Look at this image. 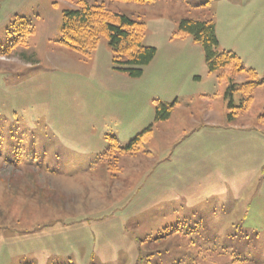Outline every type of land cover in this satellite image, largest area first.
Instances as JSON below:
<instances>
[{"label":"rangeland","instance_id":"1","mask_svg":"<svg viewBox=\"0 0 264 264\" xmlns=\"http://www.w3.org/2000/svg\"><path fill=\"white\" fill-rule=\"evenodd\" d=\"M87 1L145 22L156 55L140 78L112 69L105 38L89 58L57 42L74 3L0 0V51L15 19L33 29L0 52V264H264V161L248 143L264 132V85L227 122L226 85L202 46L173 37L182 19H210L218 49L264 81V0ZM175 100L143 149L97 159L105 135L124 147L157 101ZM208 124L210 137L193 135ZM234 128L247 131L220 135Z\"/></svg>","mask_w":264,"mask_h":264},{"label":"trees","instance_id":"2","mask_svg":"<svg viewBox=\"0 0 264 264\" xmlns=\"http://www.w3.org/2000/svg\"><path fill=\"white\" fill-rule=\"evenodd\" d=\"M74 3V8L62 10L61 24L58 30L57 42L78 53L83 58H89L96 50L102 38L106 39L111 52L112 69L130 78H140L144 68L156 55V49L144 44L146 24L140 19L127 16L109 9L104 2L91 4L87 0H67ZM129 3H151L155 0H109ZM53 4H56L54 2ZM12 39L7 48L1 53H9L32 33V25L24 18L15 19L11 24ZM191 37L194 43L200 44L204 52V62L208 73H215L217 82L225 84L223 94L226 100V120L232 122L235 116L247 110L253 98L254 90L264 85L257 81L253 69H246L240 58L229 50L218 49V41L212 20L203 21L182 19L179 21L173 37ZM245 74L247 79L242 83L233 81V76ZM239 95L238 103L234 95ZM178 105L175 100L171 103L156 102L154 121L142 132L136 135L124 147L112 135H105L106 148L97 156L102 161L111 154L126 155L141 150L149 140L153 125L169 119L172 110ZM264 117V113L262 114ZM107 165V164H106ZM112 165L111 163L108 166Z\"/></svg>","mask_w":264,"mask_h":264},{"label":"crops","instance_id":"3","mask_svg":"<svg viewBox=\"0 0 264 264\" xmlns=\"http://www.w3.org/2000/svg\"><path fill=\"white\" fill-rule=\"evenodd\" d=\"M171 33V32H170ZM188 42L190 43L191 42V44L193 45L194 44V42L190 39V41L188 40ZM170 54H173V55H175V54H177V55H183L184 53L183 52H181L180 50H178V49H176V48H174L173 49V52H170ZM177 57V56H176ZM166 66H168V64L166 65ZM109 70H112V69H109ZM160 71V73L162 74V73H164L165 75H168V74H170L169 73V71H172V73L174 72L173 71V69L171 70V69H161V70H159ZM94 73H95V71H94ZM193 73V72H192ZM119 74H122V73H119ZM124 75V74H123ZM192 75H195L194 73L192 74ZM126 76V75H125ZM200 77V76H199ZM166 79H167V77H166ZM178 106H179V103H178ZM210 109L208 108V111H209ZM205 119H207V120H209L208 118H205ZM99 120V117H97V114L96 115H94V124L97 122ZM227 128V127H226ZM231 128V127H230ZM211 128H210V125L208 124V125H203V129H200V130H194L193 131V135L194 136H197V135H199V137H201L202 135H203V137L202 138H205V136H208V137H210V135H211ZM224 131L223 132H221L220 133V135L221 134H223V135H225V136H233L234 134H238V133H240V135H238V136H243L244 135V131H247V129H242V128H234L233 130H230V129H223ZM227 130V131H226ZM250 133H251V140L248 142L249 143V145H251V153L252 154H255V155H260V154H263V156H261V158H260V160H259V158H257L256 160L258 161H260V162H263L264 161V132H262V131H256V130H253V131H250ZM246 135H248V133H246ZM198 137V136H197ZM253 137H254V139H253ZM240 138V137H239ZM259 140V141H258ZM236 141V140H235ZM257 141H258V143H257ZM236 143H237V141H236ZM259 144H261V146L260 147H258V145ZM237 145H238V147L240 146V143L238 144L237 143ZM209 148L210 147H208L207 149H206V153L207 154H209L208 153V151H209ZM186 149H188V148H183V147H180V150L181 151H186ZM178 152V151H177ZM176 152V153H177ZM188 152V151H187ZM174 154L173 155V157H174V159H175V162H178V161H180V160H182L183 161V156L186 154V153H178V154ZM242 154V150H240V155ZM207 158H208V156H207ZM232 159V158H231ZM210 160V159H209ZM235 161H237V159H235ZM264 163V162H263Z\"/></svg>","mask_w":264,"mask_h":264}]
</instances>
